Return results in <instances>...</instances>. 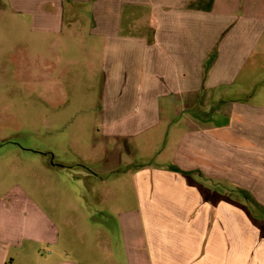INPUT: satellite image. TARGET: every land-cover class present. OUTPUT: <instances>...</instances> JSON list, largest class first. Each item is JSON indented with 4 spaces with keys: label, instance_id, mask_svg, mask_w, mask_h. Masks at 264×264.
<instances>
[{
    "label": "crops",
    "instance_id": "obj_1",
    "mask_svg": "<svg viewBox=\"0 0 264 264\" xmlns=\"http://www.w3.org/2000/svg\"><path fill=\"white\" fill-rule=\"evenodd\" d=\"M251 1L0 0L17 33L61 57L67 92L100 97L108 169L139 144L156 162L135 176L140 210L119 214L122 248L89 262L53 248L51 264H264V20Z\"/></svg>",
    "mask_w": 264,
    "mask_h": 264
},
{
    "label": "rangeland",
    "instance_id": "obj_2",
    "mask_svg": "<svg viewBox=\"0 0 264 264\" xmlns=\"http://www.w3.org/2000/svg\"><path fill=\"white\" fill-rule=\"evenodd\" d=\"M262 2L250 12L264 20ZM30 39L0 12V264H51L53 248L89 262L123 247L119 214L140 210L135 176L156 162L139 144L108 169L100 97L67 92L61 57Z\"/></svg>",
    "mask_w": 264,
    "mask_h": 264
}]
</instances>
